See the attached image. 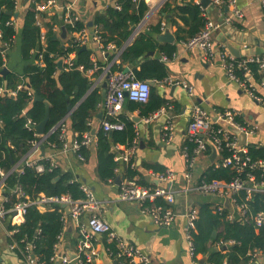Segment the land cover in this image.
Instances as JSON below:
<instances>
[{
    "label": "trees",
    "instance_id": "16d2710c",
    "mask_svg": "<svg viewBox=\"0 0 264 264\" xmlns=\"http://www.w3.org/2000/svg\"><path fill=\"white\" fill-rule=\"evenodd\" d=\"M45 0H28L26 13L23 19L20 32L21 58L26 62L22 74L8 72L1 74L5 66V59L0 52V169L4 173L10 172L11 168L18 164L21 173L14 171L4 181V189L8 197H11L10 190L19 185L25 195L31 199L40 194L46 197H60L68 195L72 200H81L84 193L80 189L82 182L70 172H63L56 167L49 170L48 162L41 160L45 170L38 173L34 167L26 166L24 157L28 155L31 148V141L38 142L39 137L28 129L27 122L39 124L45 115L44 102L49 105V117L45 127V134H48L45 146H54V149L62 148L60 130L55 129L61 120L66 116V106L70 104L74 108L69 117L70 130L77 133V139L82 134L91 133L93 117L102 102L100 88L91 91V80L85 73L93 67L90 59L91 50H81L82 46L76 42L75 34L86 24L82 21L76 22L74 27L65 26L66 37L60 38L57 30L61 28L62 16L58 13L50 15L42 12L41 16L49 18L45 24L46 41L43 47L40 44V29L36 25L37 10L36 3H43ZM118 5L119 9L115 6ZM173 5V6H172ZM174 8V9H173ZM149 7L145 0H114L105 11L96 13L92 19L93 27L98 29V34L104 45L112 43L115 48H121L132 33L133 27L137 26L148 12ZM11 12L12 15H7ZM178 12V17L183 22L184 28L179 27L175 20L172 25L177 27L175 32L176 41L184 42L197 35L204 26V19L201 15V6L193 0L180 4L177 2H166L159 10V15H173ZM17 13L15 0H0V51H4L13 45L16 36L14 15ZM160 26L152 28V33H157ZM156 47L151 34L140 33L132 43L120 54L119 63L110 66L111 72L124 71L125 67L131 68L136 79L140 81H161L167 77L165 63L155 59L141 60L147 52L153 51ZM162 55L171 58L175 52V45H164L158 47ZM69 53H75L73 68L65 70L58 69L57 62L63 60ZM41 55V59L40 56ZM111 57H109V61ZM41 60L43 66L36 62ZM249 69L255 80H259L260 73L256 63H248ZM82 66L83 71L76 68ZM100 73V71H97ZM238 77L243 76L241 70L236 71ZM21 85V89L17 87ZM16 91L15 96H10L7 91ZM34 95L41 98V101H34ZM127 110H137L140 117H147L161 107H166L167 100L162 97L155 87L150 88L149 99L146 103H137L126 100ZM175 104H173L174 106ZM176 106V105H175ZM118 120L124 124L121 131L104 132L100 127L95 134L96 137V173L100 182H114L117 176V162L114 161L115 154L112 147L116 145L129 146L136 137V130L132 120L124 115H118ZM65 124V123H64ZM66 127V124H65ZM55 129V130H54ZM53 132L50 133V131ZM186 148V153L192 155L194 145L187 139L183 141L181 149ZM248 156L252 161L264 159V149L257 145H248ZM209 151V150H208ZM79 153L84 161L89 158L88 148L82 147ZM229 152L224 149L223 156ZM154 173L163 172V168L146 165ZM255 177V182H264V172L260 169L250 171ZM138 174L130 164L126 166L125 178L134 179ZM236 176L228 168L208 167L200 181H211L213 179L230 182ZM245 180V174L242 175ZM140 184H146L137 180ZM235 204L246 206V220L241 218L228 219L230 211L224 207L221 212L216 211L211 204L201 203L198 206V218L195 228L190 232L191 242L195 256L206 257V264H248L252 260L251 252H259L264 256V228L256 229L253 216L264 212V192L254 193L246 198L245 192L240 191L232 196ZM12 201L14 200L13 197ZM165 205L163 201H156ZM64 211L60 205H52L44 212L37 210L34 206L27 210L24 222L17 227V232L9 239V244H17L16 253L19 257L25 254L28 244L33 246L31 257L39 264H51V259L56 254L55 246L58 237L63 233ZM13 227L8 226V230ZM213 232L215 237H212ZM106 249H113V243H107L103 239ZM96 246V243L94 242ZM196 259V257H195ZM258 260V259H257ZM255 260V261H257ZM78 264H90L86 258L80 255ZM264 264V261L259 263Z\"/></svg>",
    "mask_w": 264,
    "mask_h": 264
},
{
    "label": "crops",
    "instance_id": "0c3cea01",
    "mask_svg": "<svg viewBox=\"0 0 264 264\" xmlns=\"http://www.w3.org/2000/svg\"><path fill=\"white\" fill-rule=\"evenodd\" d=\"M168 1L173 3L177 2V4L182 2V0H145L149 7L148 12L143 20L137 26L133 27L132 33L126 43L121 48H116L115 51L100 49L90 39L86 46L87 49L91 50L90 59L92 63L98 66L99 69L97 71H100V73L95 71L89 76H86L91 80L92 89L96 87L100 88L102 95V84L105 82V78L103 77L104 69L109 66L110 70V66L114 62L119 63L121 52L126 46L132 43L138 34L149 32L156 47L153 51H149L153 52L152 56H143L141 60L155 59L165 63L167 70L166 78L183 81L191 87L192 94L181 85L159 88L154 84L153 87L167 100V106L165 113L158 114L155 119L147 124L142 121L144 117H140L137 110L132 112L127 110L126 101L119 113V115H124L130 120L139 119L138 122H133L138 142L136 152L131 158L132 168L138 172L134 179L136 181L142 180L145 183L152 181L154 171L146 169V165L163 168V171L170 170L175 174L171 188L176 191L181 190V193L176 195L175 198L174 207L176 213L177 210L178 213L173 226L168 228L156 226L152 219L142 213L136 205L119 200V186L117 187L114 182L102 183L99 181L96 173L95 134L101 127V121L104 115L103 98L93 117L92 129H95V133L94 135L89 133L93 141L88 147L89 158L87 161L78 160L76 154L71 150V145L77 133L70 130V116L62 119L66 124L64 143L67 145V149L63 150L62 145L61 149L56 150L52 145L45 146L40 140L32 145L28 155L24 157V161L37 160L43 156L55 155L57 167L61 168L63 172L72 173L82 184L88 186L94 192L96 198L102 204L101 217L111 224L117 235L132 243L144 254L150 256L154 264H201L200 260L203 258L201 255L195 256V259V257L192 258L189 254L184 210L193 209L198 212V206L201 203L211 204L213 208L219 204H224L235 218L238 219L239 215L236 206L231 201L229 202V200V204H226V201H221V199L215 196L201 194L196 191L182 192L188 182L184 178L186 159L181 145L186 139V128L190 120L192 108L199 106L210 114L213 124L225 130H228L230 127L223 120L218 119L216 114L225 110L236 111L237 121L253 131L252 134L246 136L245 144L241 142L239 135L232 132L238 144L246 148L248 145H257L264 149V106L255 102L236 83L228 79L222 68L220 59L221 51L224 48L227 49L228 46H231L233 50H238L239 58L237 60L264 58V5L259 0H237V7L241 10L243 16L240 19H233L229 25L225 23V19L230 15V10L226 6L209 5L205 11L206 18L218 24L220 27L212 35L214 57L209 62H205L202 59V52L199 49L188 50L183 46L182 42L176 41L175 32L177 27L172 25V21L175 20L179 27L184 28L182 20L178 17V12L163 18L159 15V10ZM57 2L61 5H71L80 21L86 24L88 30H91L93 25L89 28L88 24L92 22L94 15L105 11L106 8L113 5L114 0H57ZM185 2L187 3L189 0H184ZM193 2L202 7L200 0H193ZM27 3L28 1L18 0L16 8L18 16L14 18L16 36L14 37L12 47L7 49L6 56L4 51V55H2L5 59L4 68L8 72H14L16 74H22L26 65V62L21 58L20 32ZM54 13H50V15ZM47 21H49V18L42 17L41 23L44 31ZM61 25V28L57 30L60 38L62 28L65 29L63 22ZM157 26H160L159 31L156 34L152 33V28ZM165 29H168L174 36L173 43H159L155 40L156 35L165 31ZM133 34L134 37L130 40ZM164 45H175L176 47L172 57L167 58V60H162L164 55H162L158 48ZM109 57H111L110 61L108 59ZM63 66L62 63V69ZM125 69L131 68L126 66ZM259 75L260 78L258 81L252 75L250 83L254 86L256 94L264 97V89L260 86L264 82V76ZM173 104L176 106H173ZM72 109L74 111V108ZM99 114L101 115L100 117ZM167 121H170L173 125V139L170 144H165L162 140V127ZM41 145L44 146L43 156H41L40 151ZM112 148L114 150L116 149V152H114L116 156L123 151L125 146L116 145ZM211 156L212 152H208L206 155H200L195 158L190 182L197 183L204 171L212 165L214 158L211 159ZM18 164L14 165L11 170L15 167L19 169L20 165ZM126 166L125 163L121 162L118 164L116 170L121 182L126 179ZM5 194L6 192H4ZM44 211L42 210L41 212ZM64 215H66L65 211ZM80 224H84L83 219H80L76 223L65 216L64 230L59 235L58 243L55 246L56 256L66 255L71 258V256L77 254ZM8 226V219L0 220V263L39 264L32 257L27 260L24 254L22 257H19L16 253V248H10L8 242L10 239L8 236ZM103 239L102 236H98L94 241L96 243L94 247L96 248L97 255L92 264H106L105 259L103 257L101 258L102 245L104 246ZM257 259L252 264L263 262L264 256H258ZM109 260L111 264H114V260L110 258ZM69 264H78V259L71 260ZM204 264H206V261Z\"/></svg>",
    "mask_w": 264,
    "mask_h": 264
},
{
    "label": "built area",
    "instance_id": "2783aa9c",
    "mask_svg": "<svg viewBox=\"0 0 264 264\" xmlns=\"http://www.w3.org/2000/svg\"><path fill=\"white\" fill-rule=\"evenodd\" d=\"M259 1L264 5V0ZM17 5L18 0H15L16 8ZM210 5L226 6L230 10V15L225 19V23L228 25L233 19H240L243 16L241 10L237 7V0H210ZM115 7L119 9L118 5ZM36 10L38 12L36 25L40 29L39 41L43 47L46 44V35L41 23L42 12H58L62 16L64 26L74 27L76 22L80 21L71 5H61L57 2V0H45L41 4H36ZM205 11L206 9L201 7V15L204 19L203 29L194 37L182 42V44L188 50L199 49L202 52L203 61L209 62L214 57L212 35L220 26L207 19ZM14 23L15 20L11 22V24ZM74 34L76 42H78L81 46L87 45L91 39L99 46L100 49L105 51L116 50L113 44L108 43L104 45L102 43L96 27H93L91 30L82 28ZM133 37L134 34L130 40H132ZM0 52L4 55L3 51ZM39 57L40 59L42 58L41 55ZM74 59L75 53H69L62 60L63 65L65 64V70L68 71L73 68ZM220 59L222 68L224 69L228 79L231 82L236 83L238 87H240V89H242L255 102L264 106V97L257 95L254 90V86L250 83L252 72L247 65L248 63H256L258 65L259 73L264 76V58L237 60L229 52L228 48H224L221 51ZM162 60H167V57L163 56ZM36 63L40 67L43 66L41 60H37ZM76 69L83 71L82 66H79ZM98 69V66L93 63V67L87 70L85 75L89 76L92 72H95ZM237 70H241L243 72L242 77H238L236 75ZM103 77L106 81V92L103 102L104 115L101 121V128L104 132L121 131L124 128V124L118 120V115L122 110L124 102L128 100L131 102L146 103L150 95V85L148 81H140L136 79L131 69L111 72L109 70V66H107L104 69ZM154 84L159 88L181 85L184 89H187L190 94H192V89L188 84L173 78H165L161 81H154ZM260 86L264 89V82ZM17 89H21V85H19ZM1 92H3L2 89H0V93ZM7 92L12 97L16 95V91L9 90ZM165 108L166 107H161L157 111L149 114L147 117H144L142 121L146 124L149 123L151 120L155 119L158 114L165 113ZM216 115L218 116V119L223 120L226 124H228L230 127L228 130L222 129L216 124H213L212 117L205 109L199 106L192 108L190 120L186 128V139L194 145V148L192 155H188L186 153V148L182 149L186 159L184 178L188 182V186L186 185L182 192L196 191L201 194L218 197L221 201L229 200V202L231 201L236 206L239 218L246 220L245 204L238 206L235 204L232 196L240 191H243L245 192L246 198H249L254 193L264 192V182H255L254 175L250 173L253 169H260L264 172V159L252 161V159L248 156L247 148L238 144L232 133L233 130L246 134V136L252 134L253 131L246 125L237 121L236 111L225 110L217 113ZM31 125L35 124L27 122V127L30 130H32ZM58 128L60 130V139L63 142V150H65L67 149V145L64 143V135L66 133L64 120H61L55 129ZM51 132H53V130H51L50 133ZM48 135L49 133L43 136H36L40 138V142L44 143L47 141ZM77 136L71 145V150L76 154L78 160L84 161V158L79 151L82 147L88 148L91 145L93 138L89 133L82 134V138L80 140L77 139ZM172 139L173 125L170 121H167L162 127V140L165 144H170ZM36 143V141H31V147ZM137 143L136 136L132 140L131 145L125 147L119 155L114 157V161L117 163L123 162L126 165L130 164L132 167L131 158L136 152ZM224 149L229 152L227 156L222 155V151ZM213 151L216 155L212 166H214V168H228L232 172H235L236 176L230 182L216 179L211 181L199 180L197 183L190 182L195 158ZM41 160L48 162L49 170L57 167L55 155L43 156L37 160L24 161V164L26 166L34 167L38 173H42L45 168L41 163ZM17 169L18 168L15 167L7 174L0 169V220L8 219L9 226L13 227L11 230H8V236L10 239L13 234L17 232V227L24 222L25 214L30 207L34 206L37 210L42 211L51 208L52 205H67L70 208L71 220L76 223H78L80 219L84 220V224L79 225V240L76 254L78 262L80 255L85 256L86 262L90 264L94 262L97 255L96 248L94 247V241L98 236H102L107 243H113L114 248H105V251L108 257L111 260H114L117 264H154L150 256L144 254L129 241L120 238L111 224L101 217V202L96 198L94 192L84 184H81L80 186V189L84 193V198L81 200H72L68 195H62L60 197H46L44 194H40L36 198L31 199L29 196L24 194L19 185H16L10 190L11 197L14 199L12 201L11 197H8L7 194L4 195V181L6 177L14 171H18L19 173L22 172L21 169ZM243 174H245V180L242 179ZM174 179L175 174L170 170L154 173L152 175V181L146 184H140L135 179H125L120 183L118 188L119 200L121 202H129L136 205L142 213L148 215L152 219L156 226L163 228L171 227L177 217L174 207L175 198L176 195L181 193V190L176 191L171 188V184ZM156 201H163L165 205L157 203ZM41 207H43V209ZM224 207V204H219L215 207V209L216 211L221 212ZM184 214L188 250L190 256L194 258L195 254L191 242L190 232L195 228L198 212L193 209H186L184 210ZM65 216L66 215H63V221H65ZM227 218L230 220L235 219L231 212L228 214ZM252 218L256 229L264 228V212H259ZM10 248H17V244L12 242L10 244ZM32 248L33 246L31 244H28L26 247L24 257L27 260L31 258ZM259 254L260 253L257 251L251 252L252 260L248 264L256 262L255 260ZM51 261V264H69L71 262L69 256L66 255H55ZM223 264H226V262L224 261Z\"/></svg>",
    "mask_w": 264,
    "mask_h": 264
},
{
    "label": "water",
    "instance_id": "95a60500",
    "mask_svg": "<svg viewBox=\"0 0 264 264\" xmlns=\"http://www.w3.org/2000/svg\"><path fill=\"white\" fill-rule=\"evenodd\" d=\"M25 1H28V0H25ZM200 4L202 5L203 8L207 9V7L210 5V0H200ZM6 14H7V15H12L11 12H6ZM13 15H14L15 18L18 16L17 13H15V14H13ZM88 27H89V28L92 27V22H90V23L88 24ZM61 31H62V32H61V38L64 39V38L66 37V31H65L64 28H62ZM155 40H156L157 42H159V43H167V44H169V43H173V41H174V36L169 32L168 29H165V31H163L162 33H159V34L156 35ZM227 48H229L230 53H231L236 59L239 58V52H238V50H233V48H231V46H228ZM81 50H82V51H83V50H87V46H86V45L82 46ZM152 55H153V52H147V53L144 55V57H150V56H152ZM57 65H58V69L61 70V69H62V61L59 60V61L57 62ZM7 72H8V71H7L6 68H3V69L1 70V74H2V75H5ZM148 83H149L150 87H153V86H154V82H152V81H148ZM91 89H92V87L89 89V91H91ZM105 92H106V81L102 84V98H103V99L105 98ZM34 101H41V98L38 97L37 95H34ZM44 105H45V115H44L43 120H42L39 124L31 125V129H32V130L34 131V133H35L36 135H38V136H43V135H45V127H46V124H47V121H48V117H49V105H48V103H46V102H44ZM72 112H73V109L70 107V104H67V106H66V116H65V118H66L67 116H71V115H72ZM100 116H101V115L99 114V117H100ZM138 120H139V119H137V120H136V119H132V122L135 123V122H138ZM233 132H235V134L239 135V137L241 138V142H242V143H244V144L246 143V138H247V137H246V134H242V133L236 132L235 130H233ZM94 133H95V129H92V131H91V135H94ZM240 144H241V143H240ZM40 151H41V156H43V155H44V146H43V145L40 146ZM112 151H113V153L116 152V151L114 150V148H112ZM215 155H216V153L213 151V152H212L211 159H213V158L215 157ZM114 183H115V185H116L117 187L120 186L121 180H120V177H119V176L116 177ZM226 204H229V203H228V200H226ZM60 206H61L62 209H64L66 216H68V218L71 220V218H70V208H69L67 205H60ZM41 208L43 209V207H41ZM177 213H178V210H177ZM212 237H213V238L215 237V233H214V232H213V234H212ZM101 255H102L101 258L103 257V258L105 259V263H106V264H111V263H110V260H109V258H108V255H107V253H106L105 248H104L103 245H102ZM75 258H76V255H73V256H71L70 259L73 260V259H75ZM205 261H206V257H203V258L200 260V263H201V264H204ZM114 264H117V263L114 262Z\"/></svg>",
    "mask_w": 264,
    "mask_h": 264
}]
</instances>
